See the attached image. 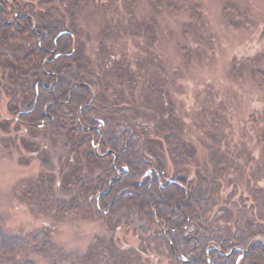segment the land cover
Here are the masks:
<instances>
[{
	"label": "rangeland",
	"instance_id": "rangeland-1",
	"mask_svg": "<svg viewBox=\"0 0 264 264\" xmlns=\"http://www.w3.org/2000/svg\"><path fill=\"white\" fill-rule=\"evenodd\" d=\"M85 2L66 20L73 26L78 64L84 67L86 83H82L92 84H87L91 96L95 93L105 104L128 108L122 115L127 126L146 127L141 139L167 162L162 186L174 168L166 144L159 140L162 133L154 134L156 125L174 129L169 147L182 148L186 161L177 169L186 168V179L201 175L216 181L215 191H206L218 200L210 216L220 208H231L235 215L234 204L247 209L248 186L264 187V0H191L200 10L193 19L185 10L171 12L150 0ZM18 42L20 54L35 46L26 34ZM43 61H37L38 68ZM257 69L260 72L252 75ZM16 93L20 99L19 88ZM7 99L0 96V230L32 244L41 234L38 240L46 244L41 252L29 244L22 257L34 264H175L168 249L160 251V240L148 239L161 234L170 242L168 229L152 218L147 201L71 214L68 210L55 214L48 208L52 204L39 201L38 191L31 187L45 183L41 176L47 174L54 177L53 198L75 194L72 188L68 194L57 188L71 165L64 161L62 150L50 144L46 122L35 128L15 125L18 111L9 114L2 102ZM97 144L90 143L93 152ZM105 150L97 148L99 154ZM43 159L50 160L51 167ZM84 159L79 167L73 165L71 176L88 180L87 174L99 173H91ZM99 163L103 164H95ZM108 189L99 192L105 195ZM228 219L222 216L219 223ZM143 228L146 234L140 232ZM169 248L183 261L172 244ZM207 264H211L208 256Z\"/></svg>",
	"mask_w": 264,
	"mask_h": 264
},
{
	"label": "trees",
	"instance_id": "trees-1",
	"mask_svg": "<svg viewBox=\"0 0 264 264\" xmlns=\"http://www.w3.org/2000/svg\"><path fill=\"white\" fill-rule=\"evenodd\" d=\"M52 1L57 3L51 4V0H0V80L4 79L7 82L0 83V96L8 97L2 102L5 103L9 114L18 111L15 118L17 127L22 125L35 128L38 122L46 119L45 113L52 115L53 120L47 121L43 127H50V144L55 143V146L62 150L68 167L71 165L61 175L57 188L67 194L72 188L75 194L53 198L54 177L47 174L41 176L45 183H36L31 187L38 191L39 201L44 205L52 204L53 207L49 205L48 208L55 214L66 210L68 214L79 213L78 211L84 209L98 212V207L105 206L114 210L121 202L147 201L152 218L163 222L168 229V239L175 254L187 259L189 263L180 261L172 254L163 235L160 234L157 239L154 234L148 235V239L160 240L158 242L160 251L168 249L175 264H207V256L211 264H264V187L248 186L251 205L247 209H238L237 204H234L235 215L231 208L224 211L220 208L210 216L218 200L206 191L214 192L217 187L216 181L201 175L186 179L187 177L184 176L186 168L177 169L186 161L184 154L180 153L182 148L169 147L175 137L172 135L174 129L170 126L158 128V125L154 134L157 136L162 133L159 140L167 146L174 174L161 187L154 174H152L154 180L150 182L151 179L146 175V171L153 168L162 176L164 175L162 170L167 168V162L164 156L159 155L160 151L149 147V141L141 139V134L143 135L147 130L146 127L141 124H135L134 128L127 126L124 124L126 119L122 115L127 114L129 109L118 108L111 103L105 104L95 93L92 102L83 107L91 96L88 88L77 86L70 91L73 83L85 82V78L84 67L78 64L77 51L73 44V26L66 19L74 17L76 7L91 0ZM150 1L157 8L164 7L171 12L185 10L192 19L200 15L199 7L191 5V0ZM19 13L29 15L35 24V30L46 34L41 39L40 47L34 43L32 50L25 54H20L22 48L18 39L22 34H26L30 41L38 37L31 29L32 20L27 16L19 17L23 26L22 31L15 29L11 23H2L10 15ZM61 32L62 34L55 39ZM54 45L55 49L50 54L49 50L53 49ZM58 54L60 55L56 56ZM45 57L50 59L45 66L58 77L57 83L53 82L54 76H45L41 71V65L40 68L36 65L39 59L43 61ZM23 66L27 68L25 71L22 70ZM257 72L260 70L257 69L252 75L256 76ZM119 78L122 76L120 75ZM43 79L46 82L45 87L38 88L34 102L35 81ZM87 84L92 86L89 82ZM17 88L20 89V99L16 96ZM46 104L48 106L44 113L43 108ZM81 107L82 110L77 118V111ZM5 122L9 124L7 120ZM95 127H99L102 134L99 146L116 153V165L128 167L127 171L122 170L118 180L109 183V191L99 196L98 204L94 196L96 192L109 187L107 179L113 175V169L110 154L100 158L93 152L90 143L95 144L100 138V133ZM42 153L45 154L43 151L39 156ZM83 157L91 173L94 170L99 171L93 177L87 174L88 180L84 176L79 178L75 175L71 176L73 165L79 167ZM99 161L103 164H95ZM43 162L47 166L52 165L50 160L48 162L47 159H43ZM93 164L95 166H92ZM68 173L70 177H66ZM222 211L223 213L220 214ZM225 215L228 216V221L220 224V218ZM231 219L233 224L228 223ZM147 231L145 228L140 230L142 234H146ZM9 232L0 230V264H34L32 259L21 255L28 250L29 244L34 251L45 248L46 244L38 240L41 234L35 236L32 244L23 236ZM248 245L247 251L242 252V249ZM55 253L57 252L54 251Z\"/></svg>",
	"mask_w": 264,
	"mask_h": 264
},
{
	"label": "flooded vegetation",
	"instance_id": "flooded-vegetation-1",
	"mask_svg": "<svg viewBox=\"0 0 264 264\" xmlns=\"http://www.w3.org/2000/svg\"><path fill=\"white\" fill-rule=\"evenodd\" d=\"M22 16H27V17H29L30 19H31V17L29 16V15H26V14H22V13H19V14H15V15H12V16H10V17H7L5 20H4V22H2V23H11V24H13V26L15 27V29H19L20 31H22L23 30V26H21V23H20V20H19V17H22ZM32 20V19H31ZM32 22V24H31V29L33 30V32L36 34V35H38V37L37 38H35L34 40H33V42L38 46V47H40V42H41V39L42 38H44L45 36H46V34H43V32H38V31H36L35 30V24H34V22H33V20L31 21ZM62 34V32L61 33H59L57 36H56V38L55 39H57L60 35ZM55 44V43H54ZM55 49V45L53 46V49H51V50H49V52H50V54L51 53H53V50ZM60 54H58V55H56V56H59ZM52 60V59H51ZM50 61V59H48L47 57H45L44 58V61H43V63H42V65H41V67L43 68V70L41 69V71L44 73V75L46 76L47 75V77L48 76H50V77H52V76H54V81L53 82H55V83H57L58 82V77L55 75V73L54 72H52V71H47L46 69H45V67H44V65H45V63H47V62H49ZM46 78V77H45ZM44 82V83H43ZM44 84H46V82L44 81V79L41 81V80H39V81H37V82H35V89H34V92H35V96H34V102H36V98H37V93H38V88L39 87H45L44 86ZM48 84V83H47ZM49 85L51 86V82L49 83ZM70 89H72V86L70 87ZM47 106H48V104H46L45 106H44V110L47 108ZM31 110V109H30ZM27 111H29V110H27ZM46 112V110L44 111V113ZM45 115H46V119L45 120H42V122H49V121H52L53 120V117H52V115H50V114H48V113H45ZM96 130L100 133L101 132V130H100V128L99 127H96ZM102 139V135H101V133H100V138H99V140L97 141V143H100V140ZM94 146H96V145H94ZM99 144H98V149H99ZM108 150H110L111 151V153H107L106 155H108V154H110L111 156H112V161H111V164H112V169H113V174L114 175H116V179L115 180H118L120 177H121V173H122V170H125V168L124 167H122V166H119L120 168L119 169H117L116 167V163H115V160H116V155H115V152H113L111 149H106L105 151H108ZM105 155V156H106ZM114 156H115V158H114ZM152 174H154V176H155V179H156V181L158 182V184L160 185V187L162 186V182H164V177H162V176H160L153 168H150V169H148L147 171H146V175H148L149 177H150V179H151V181L150 182H152L153 180H154V178H153V176H152ZM114 180V177L111 175L109 178H108V180H107V182H108V186H110L109 185V183H111L112 181ZM108 191H109V189H108ZM98 201V200H97ZM97 201H96V204H98L97 203ZM243 252V251H242ZM181 259H184V258H181Z\"/></svg>",
	"mask_w": 264,
	"mask_h": 264
},
{
	"label": "water",
	"instance_id": "water-1",
	"mask_svg": "<svg viewBox=\"0 0 264 264\" xmlns=\"http://www.w3.org/2000/svg\"><path fill=\"white\" fill-rule=\"evenodd\" d=\"M75 86H82V87H85V88H88L89 90H90V92H92V90H91V87L89 86V85H87V84H85V83H82V82H76V83H74L73 85H72V88L73 87H75ZM93 94V93H92ZM92 100H93V96L91 97V99H90V102H88V104H90L91 102H92ZM88 104H86L85 106H87ZM82 109V108H81ZM81 109L79 110V111H81ZM99 144V143H98ZM98 144L96 145V146H94V154L95 155H102V156H105L107 153H111V151L110 150H108V151H106L105 153H103V154H99L98 152H97V147H98ZM114 158H115V156H114ZM102 194H104V192H99V193H97V195H96V199H97V197L99 196V195H102ZM167 233V231H165V234ZM167 243L171 246V244H170V242L169 241H167ZM243 252H245V250H242ZM173 254H174V252H173ZM181 260H183V262H185V263H189L188 262V260L187 259H181Z\"/></svg>",
	"mask_w": 264,
	"mask_h": 264
}]
</instances>
